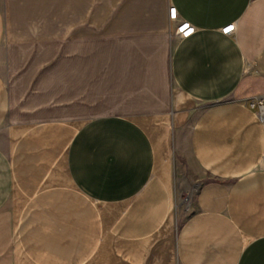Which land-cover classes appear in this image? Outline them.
<instances>
[{
  "label": "crops",
  "instance_id": "obj_1",
  "mask_svg": "<svg viewBox=\"0 0 264 264\" xmlns=\"http://www.w3.org/2000/svg\"><path fill=\"white\" fill-rule=\"evenodd\" d=\"M254 97L264 0H0V264H264Z\"/></svg>",
  "mask_w": 264,
  "mask_h": 264
},
{
  "label": "rangeland",
  "instance_id": "obj_2",
  "mask_svg": "<svg viewBox=\"0 0 264 264\" xmlns=\"http://www.w3.org/2000/svg\"><path fill=\"white\" fill-rule=\"evenodd\" d=\"M112 110H115L110 105H105V103H102L100 101H97L95 98L90 99L88 103L85 105H81V107L78 109L76 108L75 111L73 110L72 116L74 120H76L78 123H80L85 118H91L95 116V114H102V113H108ZM194 194V189L192 187H186L181 184H178V187L176 188V195L175 199L176 202L174 204L173 212L175 218V225L177 228H179L180 222L185 219L190 211H188V208L190 204L192 203V195Z\"/></svg>",
  "mask_w": 264,
  "mask_h": 264
},
{
  "label": "built area",
  "instance_id": "obj_3",
  "mask_svg": "<svg viewBox=\"0 0 264 264\" xmlns=\"http://www.w3.org/2000/svg\"><path fill=\"white\" fill-rule=\"evenodd\" d=\"M176 9L175 5H170L169 10H167L169 20L172 21L175 26L174 36L177 37V39L185 40L186 37L195 33L196 28L191 26L187 20L181 21ZM234 30L235 25H228L222 30V35L232 33ZM246 103L251 110L256 111L257 115L264 123V97H254V99L247 100Z\"/></svg>",
  "mask_w": 264,
  "mask_h": 264
}]
</instances>
